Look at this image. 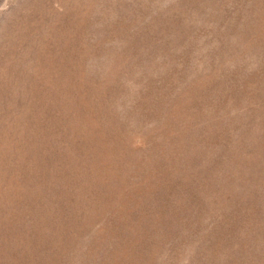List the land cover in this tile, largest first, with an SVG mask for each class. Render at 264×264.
Listing matches in <instances>:
<instances>
[{
    "label": "rangeland",
    "instance_id": "obj_1",
    "mask_svg": "<svg viewBox=\"0 0 264 264\" xmlns=\"http://www.w3.org/2000/svg\"><path fill=\"white\" fill-rule=\"evenodd\" d=\"M0 264H264V0H0Z\"/></svg>",
    "mask_w": 264,
    "mask_h": 264
}]
</instances>
